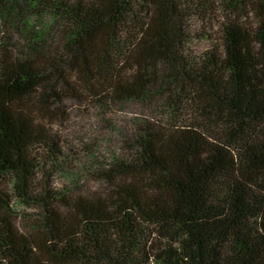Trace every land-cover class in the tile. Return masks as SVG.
Returning <instances> with one entry per match:
<instances>
[{
	"label": "trees",
	"instance_id": "1",
	"mask_svg": "<svg viewBox=\"0 0 264 264\" xmlns=\"http://www.w3.org/2000/svg\"><path fill=\"white\" fill-rule=\"evenodd\" d=\"M0 264H264V0H0Z\"/></svg>",
	"mask_w": 264,
	"mask_h": 264
},
{
	"label": "rangeland",
	"instance_id": "2",
	"mask_svg": "<svg viewBox=\"0 0 264 264\" xmlns=\"http://www.w3.org/2000/svg\"><path fill=\"white\" fill-rule=\"evenodd\" d=\"M252 21H248L251 23ZM76 101H66L61 106L62 111L70 119L69 128L64 131L70 138H89L93 133V118L89 117V111ZM64 116V115H63ZM55 128H59L55 126ZM107 134L106 130H103ZM69 139V138H68Z\"/></svg>",
	"mask_w": 264,
	"mask_h": 264
}]
</instances>
